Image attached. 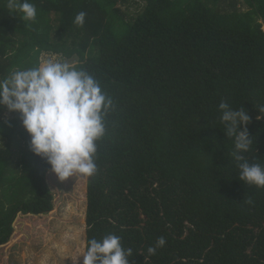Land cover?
I'll return each instance as SVG.
<instances>
[{
    "label": "trees",
    "instance_id": "16d2710c",
    "mask_svg": "<svg viewBox=\"0 0 264 264\" xmlns=\"http://www.w3.org/2000/svg\"><path fill=\"white\" fill-rule=\"evenodd\" d=\"M118 1L29 0L33 24L0 0V81L38 67L43 53L76 56L114 100L87 184L85 253L91 239L116 234L134 250L130 264H264V189L239 179L235 141L219 121L222 100L243 107L254 143L241 154L264 166V0H243L245 10L237 0H136L143 8L129 20ZM5 108L0 245L17 213L53 208L51 165ZM160 237L166 246L150 256Z\"/></svg>",
    "mask_w": 264,
    "mask_h": 264
},
{
    "label": "clouds",
    "instance_id": "9594fccd",
    "mask_svg": "<svg viewBox=\"0 0 264 264\" xmlns=\"http://www.w3.org/2000/svg\"><path fill=\"white\" fill-rule=\"evenodd\" d=\"M7 7L23 13L25 21L37 22V7L29 0H9ZM86 19L87 13L81 11L74 23L83 28ZM0 104L9 112L21 114L31 136L30 151L45 159L61 182L76 175L91 178L98 173V142L106 135V121L115 103L94 75L77 63L49 58L38 67L14 70L0 81ZM219 111L227 137L235 141L236 152L232 155L238 162L239 179L264 189V166L250 164L241 154L251 151L254 143L247 129L250 116L243 107L231 109L226 100L219 104ZM260 111L264 112V107ZM6 123L12 127L10 121ZM243 203L251 205L254 199L246 196ZM166 244L165 237L158 238L148 254L156 255L157 249ZM134 254L132 248L124 247L122 237L108 234L102 240L89 241L83 264H130Z\"/></svg>",
    "mask_w": 264,
    "mask_h": 264
},
{
    "label": "rangeland",
    "instance_id": "374dc122",
    "mask_svg": "<svg viewBox=\"0 0 264 264\" xmlns=\"http://www.w3.org/2000/svg\"><path fill=\"white\" fill-rule=\"evenodd\" d=\"M211 6L226 7L231 0H205ZM238 8L245 10L243 0ZM127 20L133 19L143 8L136 0H120L116 4ZM49 58L61 62H77L76 56L43 53L40 64ZM39 64V65H40ZM21 118L20 113L9 112L3 118ZM20 156L16 150V156ZM53 194V208L42 215L19 212L12 223L10 239L0 245V264H83L86 247L87 177L76 175L61 182L51 170L45 174Z\"/></svg>",
    "mask_w": 264,
    "mask_h": 264
},
{
    "label": "water",
    "instance_id": "95a60500",
    "mask_svg": "<svg viewBox=\"0 0 264 264\" xmlns=\"http://www.w3.org/2000/svg\"><path fill=\"white\" fill-rule=\"evenodd\" d=\"M87 179H89V178L87 177Z\"/></svg>",
    "mask_w": 264,
    "mask_h": 264
}]
</instances>
